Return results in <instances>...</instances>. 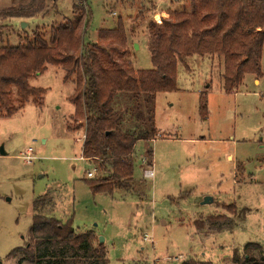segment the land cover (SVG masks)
I'll use <instances>...</instances> for the list:
<instances>
[{"label": "rangeland", "instance_id": "374dc122", "mask_svg": "<svg viewBox=\"0 0 264 264\" xmlns=\"http://www.w3.org/2000/svg\"><path fill=\"white\" fill-rule=\"evenodd\" d=\"M53 1L46 0L44 17L22 20L3 13L12 6L22 11L29 0H0V47H17L37 28L72 21L74 0ZM81 1L91 12L84 44L109 48L112 44L99 40L98 32L120 27L135 71L153 68L151 21L161 25L157 20L190 9L189 0ZM160 12L168 16L160 18ZM185 64L178 67V90L155 95L158 136L135 145L132 188L116 189L112 196L93 195L84 181L98 163L81 157L84 126L70 121L75 77L64 81L61 68L47 66L28 79L31 88L44 90L42 101L30 99L11 118H0V147L6 153L0 156V264H19L22 256L13 252L26 246L35 215L72 220L77 233H91L98 243L102 238L109 264L188 259L233 264V253L248 244L264 249V49L261 75H245L229 94L221 90L217 58L185 59ZM201 98L206 99L205 120L199 114ZM11 99L16 106L15 89ZM28 149L31 164L21 159ZM145 170L153 176L145 178ZM97 177L96 172L91 179ZM206 198L212 202L203 205ZM216 215L230 218L231 228L195 230L194 222ZM145 235L152 244L143 241Z\"/></svg>", "mask_w": 264, "mask_h": 264}, {"label": "trees", "instance_id": "16d2710c", "mask_svg": "<svg viewBox=\"0 0 264 264\" xmlns=\"http://www.w3.org/2000/svg\"><path fill=\"white\" fill-rule=\"evenodd\" d=\"M29 1L22 11L12 6L3 15L31 20L47 14L46 0ZM189 5V11H174L161 25L151 21L147 29L153 68L135 71L128 62L126 36L120 27L98 32L99 40L112 44L109 48L84 44L91 12L86 2L74 0L72 21L63 19L37 28L31 37L20 38L17 47H0V118H11L30 99L40 103L45 92L31 88L28 79L47 66L61 68L64 81L75 77L70 121L84 126L81 157L98 163V177L85 183L93 195L112 196L116 189L132 188L135 145L158 136L155 95L178 90L177 71L185 59L217 58L225 94L240 85L245 75H261L264 0H189ZM52 7L56 11V3ZM199 114L206 119L205 98L200 100ZM67 129H72L70 124ZM146 155L152 158L151 149ZM231 225L232 220L224 215L194 222L197 232L221 231ZM27 237L26 246L13 252L22 256L19 264H109L103 245L91 233H77L72 220L62 223L35 215ZM231 261L264 264V249L248 244L242 253L234 252ZM181 264L211 263L188 259Z\"/></svg>", "mask_w": 264, "mask_h": 264}, {"label": "built area", "instance_id": "2783aa9c", "mask_svg": "<svg viewBox=\"0 0 264 264\" xmlns=\"http://www.w3.org/2000/svg\"><path fill=\"white\" fill-rule=\"evenodd\" d=\"M159 23V22H158ZM83 139H84V136H83ZM22 161H24L26 164H31V162L33 161V156H32V150L31 149H28L25 154L21 157ZM96 174V170L94 171V174H91V173H88L87 175V178H93L94 175ZM144 177L149 179L153 176V173L151 170H145L144 171ZM143 241L144 242H149V243H153V240L151 237H148L147 235H145L143 237Z\"/></svg>", "mask_w": 264, "mask_h": 264}, {"label": "water", "instance_id": "95a60500", "mask_svg": "<svg viewBox=\"0 0 264 264\" xmlns=\"http://www.w3.org/2000/svg\"><path fill=\"white\" fill-rule=\"evenodd\" d=\"M23 25H25V23ZM0 156H6V153L4 152L3 147H0ZM211 202H212L211 199L206 198V199H204L202 204L204 205V204H208V203H211ZM99 240H100L99 244H102L103 239L100 238Z\"/></svg>", "mask_w": 264, "mask_h": 264}, {"label": "crops", "instance_id": "0c3cea01", "mask_svg": "<svg viewBox=\"0 0 264 264\" xmlns=\"http://www.w3.org/2000/svg\"><path fill=\"white\" fill-rule=\"evenodd\" d=\"M158 15H160V18L165 19L168 15L165 12H160Z\"/></svg>", "mask_w": 264, "mask_h": 264}, {"label": "bare ground", "instance_id": "6f19581e", "mask_svg": "<svg viewBox=\"0 0 264 264\" xmlns=\"http://www.w3.org/2000/svg\"><path fill=\"white\" fill-rule=\"evenodd\" d=\"M157 22H159V23H160V21H158V20H157Z\"/></svg>", "mask_w": 264, "mask_h": 264}]
</instances>
